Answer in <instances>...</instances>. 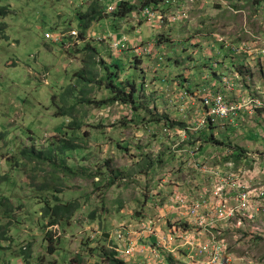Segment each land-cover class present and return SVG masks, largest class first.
Segmentation results:
<instances>
[{"label":"rangeland","instance_id":"obj_1","mask_svg":"<svg viewBox=\"0 0 264 264\" xmlns=\"http://www.w3.org/2000/svg\"><path fill=\"white\" fill-rule=\"evenodd\" d=\"M97 1L2 0L12 12L1 20L6 30L0 34V135L5 134L0 136V173H9L16 183L14 188L3 186L4 195L8 188L13 194V219L4 214L0 218L11 238L10 250H6L0 264H28L16 257L26 247L31 248L30 264L40 258L69 264L78 256L83 264H105L95 249L103 244L117 251L132 248L133 252L122 258L126 264H162L160 259L165 264H221L214 262L215 251L220 252V258L229 257V264H264V211L260 207L264 199L257 200L255 208L259 211L252 216L239 212L224 219L218 212L220 200L209 173L223 170L224 157H229L232 165L226 170L236 175L237 181L244 180L245 172L252 185L264 180V151L255 148L264 149V138L259 135L263 123L250 116L246 118L252 125L249 128L216 119L207 124L209 127L202 126L197 103L188 101L182 111L181 104L170 103L178 87L172 80L179 78L178 74L191 63L185 57L189 56L187 45L189 50L197 51L192 57L196 56L201 64L208 62V75L211 70L222 69L223 61V66L229 67L222 74L232 85L228 91L239 90L241 98L247 96L250 87L264 83V61L248 50L264 41V3L224 0L218 8L220 1L208 0L206 4L203 0L201 9H197L199 1L192 5L189 0H175L165 10L172 22L167 19L165 24L139 8L124 22L112 18L93 24L87 31L88 42L78 37L80 42L75 47L70 44L74 40L72 33L81 32V15L90 12ZM143 1L135 2L141 7ZM116 22L123 28H114ZM134 23L138 24L136 29ZM120 37H126L128 46L136 50L143 43L146 48L153 46L150 54L142 53L148 56L137 64V51L112 52V60L120 66L119 70H111L114 85L131 94L132 88L126 84H134V99L138 102L135 106L139 109L108 104L102 109L93 105L72 110L79 97L105 101L110 96L97 82L85 96L78 90L81 83L76 74L84 70L88 61L85 49L78 48L96 44L108 59L111 46ZM161 38L162 43L158 41ZM154 40L164 47L157 49ZM154 54L159 59L154 60ZM167 56L176 62L170 65ZM240 59L242 64L236 67ZM100 72L98 78L103 77ZM166 77L172 83L168 89L163 87ZM148 110L158 115L171 112V116L180 117L193 129L192 135L199 129L202 132L195 136L168 135L155 124L157 117ZM76 121L89 133L78 131L83 138L76 143L79 149L64 158H68L67 165L78 172V177H67L59 161V169L50 164L27 163L25 167L21 164L20 171L13 170L9 160L5 163L4 157L13 154L19 163H26L19 153L21 149L46 150L49 142L60 140L58 134L69 132L65 128ZM210 139L213 141L206 143ZM225 146H229L228 150ZM235 148L244 151L240 160L232 157ZM110 179H115L112 188L107 186ZM44 183L58 189L57 196L64 204L76 202L80 206L70 220L50 226L49 219L43 218L45 198L37 199L43 194L36 189ZM56 189L44 193L51 205ZM47 232L52 234V245L57 248L52 255L46 250ZM102 238L108 241L104 243Z\"/></svg>","mask_w":264,"mask_h":264},{"label":"trees","instance_id":"obj_2","mask_svg":"<svg viewBox=\"0 0 264 264\" xmlns=\"http://www.w3.org/2000/svg\"><path fill=\"white\" fill-rule=\"evenodd\" d=\"M167 1H171V0H164L163 3L167 2ZM178 1H180L182 3L186 2V0H178ZM200 1L203 2V0H200ZM245 1H247V0H245ZM172 2H174V0ZM204 2L207 3L209 1L204 0ZM249 2L251 5L252 4H260L261 2L264 3V0H250ZM249 2L247 1V3H249ZM217 3H219V5H218V8H219V6L222 3L221 2H217ZM100 4H101L100 1H97L96 4L94 6H92V8L89 10L90 12H88L85 15H81L80 19L82 21V24H81L82 28L80 29L81 32H79V36H78V37H80L81 42H86L88 40L87 31L91 28V26L93 24L94 25L99 24L100 22H102L104 20L108 21V20H112V18H114V20H116L117 22L120 20H121L120 22H124L126 18L130 17V15L132 13L138 11L139 8H141L143 12L147 8H152L153 11H162L163 13L166 12L165 10H163L165 7H163L162 1H158V0H145V1L141 2V7H139L138 2H135V3L134 2H125V3H122L121 5H119L117 7L116 13L110 14V15L106 13V11H105L106 7L101 6ZM170 5L171 4L167 5L166 7H169ZM11 12H12L11 7L9 5L3 4L2 0H0V34H4L5 30H6V23L4 21H1V20L6 18ZM106 15H108V17H106ZM117 22L114 24V28L115 27L123 28L122 26H119L117 24ZM140 25H141V22L139 23V27H140ZM137 27H138V24L134 23L133 28L136 29ZM119 36H121V35H119ZM78 37H73L74 40L70 44H73L76 47V44L80 42V41H78ZM164 37L165 36H163V38ZM121 38H123V37H120L118 39H121ZM108 39L112 40L113 38H108ZM118 39H116V40H118ZM158 41H162V38L158 39ZM114 43H113V46H114ZM61 44L66 45V44H68V42H66V43L62 42ZM143 44H145V43H143ZM95 45L89 43L84 48H78V50H81V51H83L85 49V51L88 53V61L86 63V67L84 68V70L82 72H79L76 74V79H78V81L81 83V85L78 86V87H80V88H78V90L82 94H84L83 96H85L87 93L92 91L93 83L97 82L99 84L104 85V87L106 88L105 91L109 92L110 96H109L108 100H105V101L104 100H101V101L90 100L89 96H87L86 98L82 97L81 99L79 97V98H77V102L72 107V110L76 111L81 106L85 107V106H93V105L94 106L97 105L98 109H102V108L106 107L108 104H112V105L113 104H118V105L121 104V106H127L131 109H133V108L139 109L138 107L135 106L138 104V102H136L134 99V92H136V86L134 84L133 85H131L130 83L126 84L127 86L132 88L131 94L124 93L123 91L120 90V88H118L114 85L115 74L112 73L111 70L113 68L118 69L120 66L117 63H115L118 61L112 60V58L114 57L112 55V52H117V53L121 54V51H116L114 49V47L111 46V50H110L111 56L108 59H106L104 57V55H102V52L100 51V49L98 47H96ZM142 46H144V45H142ZM130 49H131V47H130ZM140 55L141 54L138 53L134 56L136 64L143 62L144 59H142V57L147 58V56H148V55L147 56H140ZM100 56L102 58L99 59ZM99 65L102 66V69H100L98 67ZM96 68L98 69V71ZM99 71L103 72V74H102V72H100L101 76L103 75V77H101V78H98L99 77L98 76ZM72 89H75V88H72ZM78 90H76V91H78ZM62 101H69V100H65L64 98H62ZM203 109H204V112H206L207 109H205V108H203ZM148 112L152 113V115L157 117V121L155 122L156 125L164 123L163 128H165L164 130L167 131L168 135L175 133V131H177V130H183L184 133L187 134V136L192 135L190 132V127H187L185 123L175 122V121L170 120L166 116L156 115L153 112V110H148ZM211 123H213V122L211 121V119H209V124H211ZM207 127H209V125H207ZM65 129H67L69 132L64 133V131H62L61 133H59L58 135L60 136V140H57L54 142H49L50 144H48L46 150H41V149L36 150L35 148L24 149V150L21 149L19 151V153H21V156L24 157L25 160H27L26 163L23 161H21V163H19L18 156L14 155V154L11 155V157L5 156L4 157L5 163L7 160H9V162L12 163L13 170H14V168H16V171H20L21 164L23 167H25L26 165H29L27 163H36V164H38V166L41 164H47V165L50 164L52 166V168L59 169L58 166H56L57 161H59V165L61 167L60 169L65 172L64 174H67L66 175L67 177L68 176H73V177L77 176L78 172L74 171L72 168H70L67 165L66 161L68 160V158L67 157L64 158L65 157L64 155H68V153H72L73 151H76L79 149V146L76 143L82 141L83 138L82 137L80 138V136L78 135V133H79L78 131H80L81 133L84 131L85 135H88L89 132L86 129H84L82 123L80 124L77 121H76V123H71L70 126H68V128H65ZM201 132H199V133L195 132V133H193V135L195 136L197 134H200ZM0 136H5V134H1ZM210 137H212V135H210ZM210 141L212 142L213 140L210 139L206 143H210ZM195 144H197V143H195ZM225 148L228 150L229 146H225ZM242 152H244V151H242L239 148L233 149V152H232L233 159L240 160L239 158H241ZM224 159H225L224 163H229L232 161L229 159V157H224ZM7 172H8V170H7ZM9 175H10L9 173L8 174L7 173H0V209H1L0 210V213H1L0 218H2V214H4L6 217L13 219V214L11 213L13 210L12 204H11V200H12L11 198L13 195L12 191L9 190V188H8L7 189L8 193L6 195L3 194V188L5 186L10 185L11 188H14L15 183H16L15 181H12V179L9 178ZM107 186H108V188L114 187L115 186V179H110ZM52 189H56V188L51 187V185H49V183H44L41 186H39V188H37L36 191H39L41 194H43V196H45L44 193H47L48 190H52ZM56 190H57L56 195L51 196L54 200L53 205L50 204V200H49L48 196L47 197L46 196L41 197L40 195H38V197H37V199L45 198V205L46 206L42 211V216H43V218L49 219L48 225H50V226L57 225L62 220H65V221L70 220L73 217L74 213L80 210V206L76 202H70V203L64 204L63 201L57 196L59 193L58 189H56ZM21 208L23 209V206ZM16 221L21 223V220L19 218H16ZM7 230L8 229H7L6 225H3L2 221L0 220V262H1V260L4 261V259H2V258H3V256H5L6 250H10V244H11L10 239L11 238L9 237ZM46 235H47L45 238V241L47 242L46 243V250H47L48 254L52 255L56 252L57 248L54 245H52L53 244V239L51 237L52 234L47 232ZM102 240L104 241V243L106 241H108V240L103 239V238H102ZM95 249L99 250V252H98L99 257L103 259L105 264H126V262L123 259L119 258V253L114 248H107L106 245L103 244L100 248H95ZM92 250H94V249H92ZM30 251H31L30 247L21 248L20 253L16 257H20L24 262H27L28 264H30V262H29V258H31V252ZM73 263L83 264L82 258L78 256L69 262V264H73ZM35 264H58V262L56 260H53L51 262H46L44 258H40V259H37Z\"/></svg>","mask_w":264,"mask_h":264},{"label":"built area","instance_id":"obj_3","mask_svg":"<svg viewBox=\"0 0 264 264\" xmlns=\"http://www.w3.org/2000/svg\"><path fill=\"white\" fill-rule=\"evenodd\" d=\"M101 4H103L106 9L107 14H114L117 11V7L125 2H135L136 0H99ZM162 1L163 10L166 8H170L172 5V1L164 2ZM200 0H189V4H195ZM222 1L223 0H216ZM171 4L169 7L167 5ZM189 8V7H188ZM144 12L152 17L156 18L162 24H165L166 20L169 19L172 22V19L168 16V14L163 13L162 11H153L152 8H147ZM73 37H78V32L72 33ZM48 37H52V33H47ZM60 36L56 37L58 40ZM257 40H259L257 38ZM114 49L116 51H127L130 50V47L127 44V38H121L115 41ZM140 49V47L138 48ZM250 52H255L258 58L263 62L264 61V41H261V45L256 48H248ZM150 49L145 48L143 52L139 53L150 54ZM140 55V56H141ZM232 85L226 81L224 88L229 90ZM223 92L218 88H214L209 90L208 92H204V97L202 99V106L207 109L205 112V118H202L201 124L205 125L206 118L212 119H221L227 120L229 122L238 121L236 118L238 115H244L247 117L256 116V115H264V83L258 84L256 86L250 87L247 90V96L238 100H227L225 96L222 94ZM256 118V117H255ZM235 120V121H234ZM260 123H263L264 120L260 119ZM261 138H264V128L259 132ZM213 178L219 180V185L216 187L215 196L219 198V206L218 212L224 219H230L234 217L236 213L245 212L250 216L254 214V212H258L259 210L255 208V203L257 200L264 199V182L256 183L255 185L247 184L245 182L240 183L237 181V176L232 173H222L221 171H210L209 172ZM264 181V180H263ZM229 190V195L227 191ZM233 203V205L231 204ZM264 211V206H260ZM132 250H119V257L122 259L125 255L131 254ZM121 254L122 257H121ZM214 262L221 261V264H229L230 258L227 256H223L220 258V252L215 251ZM218 264H220L218 262Z\"/></svg>","mask_w":264,"mask_h":264},{"label":"crops","instance_id":"obj_4","mask_svg":"<svg viewBox=\"0 0 264 264\" xmlns=\"http://www.w3.org/2000/svg\"><path fill=\"white\" fill-rule=\"evenodd\" d=\"M201 3H202V1H199L198 2L197 9H201V8H199V7H202L201 6ZM206 4H209V3L207 2ZM205 5H204V7H205ZM161 35L163 37V35H165V34L162 33ZM153 42H156L155 43L156 45L158 44L156 40H154ZM161 43H162V41H161ZM142 45H144V46H142ZM180 46H182V45H180ZM187 46H188L187 47L188 51L185 50L186 48H184V49L182 48V49H183V51H185V53L187 51V53H188L189 56H186V54H185V57H188L186 59V61L189 60V62H191V63H187V65L185 67V70L183 72H181V73L178 74V75H180L179 78H177L176 80H172L173 81V84H176L178 87H177L176 95L174 96L173 101L172 102L170 101V103H175L176 105L181 104V106H182L181 111L183 110V107L187 106L186 104H187L188 101H193V102L197 103V105H198V109H197L198 111L197 112L199 113V118H200L199 123L201 124L202 118H205V116H206L205 115V112H204V109H203L204 107L202 106V99L204 97V92H208L209 90H212L214 88H216V89L219 88L221 91L226 92V94H224V93L223 94L227 97V100H238V99H241V97H239V95L237 94V92L239 90L234 91L233 89H231L230 90L231 92H229L228 90H226L224 88L225 82H226L227 79L222 78V74H223V71L229 69V67L228 66L227 67H224L223 66V61L220 62L221 65H222V69L215 70V71H212L211 70L210 74L208 75V73H207V72H209V68L207 67V66H209V65H207L208 62H206V64H201V62H199L196 59L197 58L196 56H194V57L191 56L194 52L197 55V51L189 50V46L190 45H187ZM161 47L163 48L164 45H161V46L157 45V49H159ZM198 47H200V46H198ZM138 48L139 47H137V50H136L135 47H133L130 50L121 51V53L130 52V51H137L138 53H141L146 48V44H141L140 49H138ZM194 48H196V47H194ZM168 50H170V49H168ZM141 56H147V55H141ZM117 57H120V55L117 56ZM152 57L154 58V60L159 59V56L155 57V54ZM169 57L170 56H167V59L169 61L167 63H170V65H171L172 61H173V63L176 62V61L172 60L173 58H169ZM162 59L163 58H161L160 60H162ZM215 60H217V58ZM218 60L220 61V59H218ZM228 60H229V57H228ZM241 64H242V59H240V60L237 61V66L236 67H239ZM204 67H206L207 70H205ZM257 74H258V72H257ZM210 78H211V81L209 80ZM165 80H167V81L166 82L165 81L164 82L163 81H160V82L161 83L162 82L164 83V86H163L164 89L165 88L168 89V87L172 83H170V80L168 79V77H166ZM167 92H168V90H167ZM167 92H165V94ZM166 98L168 99V97H166ZM167 99H166V102H167ZM171 99L172 98L170 96V100ZM171 114H172L171 112H165L164 114H161L160 116H166V117H168L172 121L181 122V123H185L186 124V122H183V120L180 117L171 116ZM156 115H158V114L156 113ZM190 116H191V113H190ZM246 118H250V117H247V116H244L243 115V117L239 118L238 121H235L234 120L235 122H229V121L228 122L229 123H235V124H236V122H238L239 124L242 123V125H244L245 127L249 128L252 125L251 124H248V123H251V122H247ZM251 118L257 119L260 122V119L264 120V115H259V116L256 115V116H253ZM209 119H211V121H213V122L215 121V119H212V118H209L208 117V118H206L205 125H202V124L201 125L202 126H206L207 124H209ZM193 120H194V117L192 116L191 121H193ZM163 125H164V123H161V124L158 125V127L163 128ZM163 129H165V128H163ZM191 130H193V129L190 128V131ZM199 130H197L196 132H199ZM179 133L185 134L184 131L181 132L179 130L175 131L174 134H179ZM209 148H210V146L207 147V149H209ZM255 148L257 149V151H259L260 149L262 151H264L263 148H259V147H255ZM188 149L189 148H185L184 150H187L188 151ZM202 151L205 152L206 151V147H204L202 149ZM231 165H232V162L226 163L225 168L223 170H221V172L222 173H230V171L229 170H226V168H230ZM215 170H217V169H215ZM246 173L247 172H245V175H246L245 178H243L244 180H241L240 183L243 184V182H245L246 185L247 184H251L250 181H249V178L250 177H248ZM255 176H257V174H255ZM260 177L262 178V176H260ZM211 179H213V181L215 183L214 186L216 188V186H218L219 180L213 178L212 175H211ZM262 182H264V181L262 180L261 182H258V183H262ZM226 191H227V194L229 195V190H226ZM150 241H151V245H153V243L155 241V237H152V239ZM131 247H134V246H131ZM139 247H143V249H145V246L144 245H141V246L138 245V248ZM134 248H136V247H134ZM153 248H154V246H153ZM129 249L132 250L131 251V253H132L133 252V249L130 248V247L124 249V251L129 250ZM156 252H157V249H156ZM154 256L156 257V254H154ZM123 260H125V259H123ZM135 261H137V260L135 259ZM152 261H154V259ZM159 262H162V264H165V263H163L162 259H160Z\"/></svg>","mask_w":264,"mask_h":264},{"label":"bare ground","instance_id":"obj_5","mask_svg":"<svg viewBox=\"0 0 264 264\" xmlns=\"http://www.w3.org/2000/svg\"><path fill=\"white\" fill-rule=\"evenodd\" d=\"M174 1H175V0H174ZM75 32H76V31H75ZM78 40H79V39H78ZM152 47H153L152 45L149 46V48H152ZM244 52L247 53L246 50H244ZM207 65H208V64H207ZM261 65L264 67V63H261ZM250 75H251V74H250ZM250 78H251V77H250ZM243 97H244V96H243ZM239 116H242V115H238L237 118H238ZM237 118H236V119H237ZM217 120H219V121H227V120H221V119H217Z\"/></svg>","mask_w":264,"mask_h":264},{"label":"water","instance_id":"obj_6","mask_svg":"<svg viewBox=\"0 0 264 264\" xmlns=\"http://www.w3.org/2000/svg\"><path fill=\"white\" fill-rule=\"evenodd\" d=\"M106 236H107V237H109V236H110V234L106 233Z\"/></svg>","mask_w":264,"mask_h":264}]
</instances>
